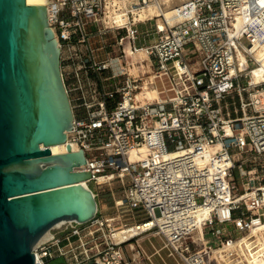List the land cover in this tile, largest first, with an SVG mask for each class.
<instances>
[{
	"label": "built area",
	"instance_id": "obj_1",
	"mask_svg": "<svg viewBox=\"0 0 264 264\" xmlns=\"http://www.w3.org/2000/svg\"><path fill=\"white\" fill-rule=\"evenodd\" d=\"M151 5L160 12L142 18ZM47 9L62 60L67 51L98 66L62 68L75 126L63 144L78 142L88 163L76 169L91 170L88 180L100 186L117 181L123 196L112 191L114 215L98 210L36 247L35 264H153L139 250L126 256L125 246L144 234L161 235L182 258L176 264H250L247 254L264 256V188L249 186L264 180V108L251 112L243 98L245 72L259 64L251 49L264 43V0H48ZM129 48L146 55L132 58ZM146 82L161 100L141 95ZM234 93L241 115L225 109ZM238 126L249 135L251 168L232 156L241 147ZM142 148L148 155L134 156ZM203 209L204 247L185 257L176 242L194 231Z\"/></svg>",
	"mask_w": 264,
	"mask_h": 264
},
{
	"label": "water",
	"instance_id": "obj_2",
	"mask_svg": "<svg viewBox=\"0 0 264 264\" xmlns=\"http://www.w3.org/2000/svg\"><path fill=\"white\" fill-rule=\"evenodd\" d=\"M73 121L47 5L0 0V264H35L36 247L97 215L85 151L63 144Z\"/></svg>",
	"mask_w": 264,
	"mask_h": 264
},
{
	"label": "rangeland",
	"instance_id": "obj_3",
	"mask_svg": "<svg viewBox=\"0 0 264 264\" xmlns=\"http://www.w3.org/2000/svg\"><path fill=\"white\" fill-rule=\"evenodd\" d=\"M93 43L96 45H99L97 41L93 40ZM141 43L145 44L144 41L139 42V44ZM245 43L248 44L249 42L245 39ZM106 57L107 56H105L103 50H99L97 52L98 61H103L104 59H106ZM63 58L64 59L62 60V68H98V66H91V63H89L87 60L88 57L85 55H81L80 57H76V58L75 57L70 58L69 53L67 51H64ZM253 68L251 67L246 70L245 72L246 77L244 78V84H243L245 88V90L243 91L244 102L249 104V107L251 108V112L252 110H255V109L261 110L264 108V93H262L264 90V82L260 83L263 85L262 87L261 86L257 87L258 85L252 84L251 82L252 75L250 71ZM249 81H250V84H249ZM157 84L159 88L163 87L161 80H157ZM163 95H166V94H163ZM224 105H225V109L226 110L228 109L232 116L236 114L241 115L243 113L241 99L236 93L228 97ZM233 152H236V151L234 150ZM252 157H253L252 153H250L246 157L247 159L246 167L248 168H251L253 165L252 159L254 158ZM260 161L262 162V164H264V157H261ZM235 173H236V179L238 181L239 187L242 190L243 185H242V180L240 176V171L238 168L235 170ZM259 173L260 175L264 176V167L262 168V166H259ZM252 176H255V175H252ZM92 183H93V189L95 190V192L97 193L98 190L100 191L99 194H97V198L99 200L98 201L99 210L106 215H114L116 208L114 206L115 200L112 197V191L115 193L116 198L120 200V198L123 196V190L121 189L120 184L117 181H114L111 185L103 184L101 186L96 184L95 182H92ZM262 185H264V180L261 182L259 179H256V181L254 182L251 181L249 184V186L252 187L251 190H253L257 186H262ZM133 243H135L137 246L141 244V246L151 256L154 251L159 249V252L158 253L156 252L151 258L153 264H176L177 262H182V258L178 254L175 253V256L174 255L172 256L169 254L170 251H173V248L165 246V240L161 235L144 234L140 236V238H138L137 240H134ZM134 251H136V249Z\"/></svg>",
	"mask_w": 264,
	"mask_h": 264
},
{
	"label": "bare ground",
	"instance_id": "obj_4",
	"mask_svg": "<svg viewBox=\"0 0 264 264\" xmlns=\"http://www.w3.org/2000/svg\"><path fill=\"white\" fill-rule=\"evenodd\" d=\"M30 4H41V5H47L48 0H27ZM182 1V0H179ZM160 12L159 8L155 5H151L147 9H145L141 17L147 18L151 16H155ZM166 15L171 16L172 12L170 10H166ZM117 20L119 22H122L124 20V17L121 15L117 16ZM241 23V19L239 18L237 21V26ZM253 56L258 60L259 64L257 66H254V68L250 71L251 73V82L252 84H260L261 82H264V43L261 44H255L253 45L251 49ZM129 52L132 56V58H143L145 57L146 53L145 50H141L139 53H134L131 48H129ZM239 60L243 65L246 63L245 54L242 51H238ZM260 91V90H259ZM264 93V90L263 92ZM142 96H146L148 98H151L154 101L161 100V96L159 95V91L156 88L151 87L147 82L144 83V91L141 94ZM226 132L229 134L231 133L232 127L230 124H226ZM237 135L241 144V147L239 149H233L232 150V156L236 159H244L250 154V139L249 135L247 133V130L241 126H238ZM60 145L62 144H54L50 148L53 153H60ZM236 152H233V151ZM142 154H139L138 151H134V156H142L146 157L148 153L146 152L145 148H142ZM100 180H104V177H100ZM264 188V185H262ZM220 211L227 212L226 209H220ZM207 210L203 209L202 211H199L197 213V220L198 223L196 225V228L193 232L182 238L181 240L176 242V248L177 250L185 257H189L190 255L200 251L204 247L205 243V237H204V230L202 226V221L206 215ZM143 227V226H141ZM136 229V227H134ZM122 232H120L121 234ZM247 257L250 261V264H264V256H256L250 257L247 254Z\"/></svg>",
	"mask_w": 264,
	"mask_h": 264
},
{
	"label": "crops",
	"instance_id": "obj_5",
	"mask_svg": "<svg viewBox=\"0 0 264 264\" xmlns=\"http://www.w3.org/2000/svg\"><path fill=\"white\" fill-rule=\"evenodd\" d=\"M105 56H106V54H105ZM98 199V198H97ZM99 201V200H98ZM130 246V248H129V246ZM136 249V251H134ZM141 251V252H144L145 254H147V255H149V253L141 246V244H139V246H137L135 243H130V244H127L126 246H125V251H126V256L128 257V258H132V257H137L138 256V253H137V251ZM158 253L159 252V249H157L156 251H154L153 252V254H152V256L155 254V253ZM171 253H173V254H171ZM169 254L170 255H174L175 256V252H173V251H170L169 252ZM151 256V255H150ZM152 256H151V258H152Z\"/></svg>",
	"mask_w": 264,
	"mask_h": 264
}]
</instances>
